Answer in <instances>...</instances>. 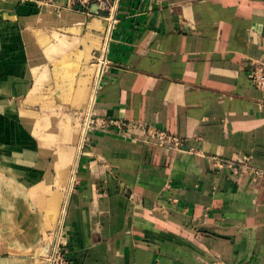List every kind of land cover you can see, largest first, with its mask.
<instances>
[{
  "label": "crops",
  "instance_id": "crops-1",
  "mask_svg": "<svg viewBox=\"0 0 264 264\" xmlns=\"http://www.w3.org/2000/svg\"><path fill=\"white\" fill-rule=\"evenodd\" d=\"M109 4L0 0V264H264V0Z\"/></svg>",
  "mask_w": 264,
  "mask_h": 264
},
{
  "label": "built area",
  "instance_id": "built-area-1",
  "mask_svg": "<svg viewBox=\"0 0 264 264\" xmlns=\"http://www.w3.org/2000/svg\"><path fill=\"white\" fill-rule=\"evenodd\" d=\"M39 5H51L56 8H68L79 12H105V18L112 19L111 5L109 0H35ZM96 66L100 69L105 63L104 56L95 58ZM246 74L252 85L264 92V62L254 60L249 63L246 68ZM157 142L164 146H169L178 149L182 145V140L179 136L172 132L158 130L154 132ZM211 167L213 170H219L226 167L232 174L247 171L252 177L264 179V170L253 167L246 162H236L231 159H223L216 155L211 156ZM50 264H65V259L60 251H55L49 258Z\"/></svg>",
  "mask_w": 264,
  "mask_h": 264
},
{
  "label": "rangeland",
  "instance_id": "rangeland-1",
  "mask_svg": "<svg viewBox=\"0 0 264 264\" xmlns=\"http://www.w3.org/2000/svg\"><path fill=\"white\" fill-rule=\"evenodd\" d=\"M82 139H83V140H82ZM80 140H81L82 142L86 140L85 135L83 134V130H82V129H81V139H80ZM82 142H81V143H82ZM0 148H1V149H6V148H8V147H7V145H0ZM1 151H2V150H1ZM0 156H1V159H3V158H2L3 155H0ZM10 179H11V180H16V181L18 180V179H17L15 176H13V175L10 176Z\"/></svg>",
  "mask_w": 264,
  "mask_h": 264
},
{
  "label": "bare ground",
  "instance_id": "bare-ground-1",
  "mask_svg": "<svg viewBox=\"0 0 264 264\" xmlns=\"http://www.w3.org/2000/svg\"><path fill=\"white\" fill-rule=\"evenodd\" d=\"M98 73V72H97Z\"/></svg>",
  "mask_w": 264,
  "mask_h": 264
}]
</instances>
